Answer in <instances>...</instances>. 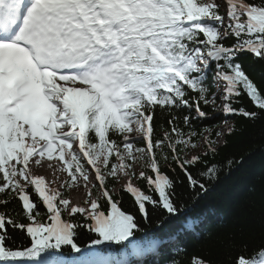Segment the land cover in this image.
I'll return each instance as SVG.
<instances>
[{
    "label": "snow or ice",
    "instance_id": "1",
    "mask_svg": "<svg viewBox=\"0 0 264 264\" xmlns=\"http://www.w3.org/2000/svg\"><path fill=\"white\" fill-rule=\"evenodd\" d=\"M244 53L264 60V0H0V207L18 201L29 221L0 211V264H109L96 257L143 255L136 234L149 207L163 216L150 251L162 254L195 231L189 217L164 232L181 215L170 173L200 193L218 178L217 165L203 159L218 141L204 139L206 151L197 152L193 121L210 119L205 107L219 102L225 117L264 114V84L245 72ZM244 97L254 110L236 106ZM158 107L187 112L189 130L174 115L157 136ZM45 164L51 184L34 171ZM117 184L136 214L121 210ZM81 186L82 205L64 197L62 190ZM41 206L47 221L38 219ZM81 227L96 237L83 248ZM9 228L28 244L11 245ZM246 252L234 264H264V245ZM111 264L131 261L121 255Z\"/></svg>",
    "mask_w": 264,
    "mask_h": 264
},
{
    "label": "trees",
    "instance_id": "2",
    "mask_svg": "<svg viewBox=\"0 0 264 264\" xmlns=\"http://www.w3.org/2000/svg\"><path fill=\"white\" fill-rule=\"evenodd\" d=\"M259 3L260 0H254ZM227 45L235 43L231 38L225 41ZM245 72L258 84H264V65L261 59L250 53L239 56ZM236 106H243L254 110L247 97L237 102ZM210 119L193 121V127L199 134L195 139L198 144L207 134V139L216 141V135L223 128L222 141L216 146V154H209L203 159L216 164L219 170L218 178L207 183V191L200 193L199 189L191 190L183 174L173 175L178 181L176 188L177 204L181 208V215L171 219L166 224L164 232H177L186 218H194L197 221L195 231L182 234L174 246L169 247L160 254L150 251L151 237L160 233L157 223L163 219L159 211H153L149 207V220H141V232L137 237H143L142 247L146 249L143 255H123L131 264H192L194 257L203 259L206 264H234L236 257L244 252L251 256L259 246L264 245V114L256 119H246L235 115L225 117L222 114L219 102L217 107H205ZM187 112L177 110H155L154 127L158 136L163 128H169L168 120L174 115L181 117L180 126L185 132L189 129L182 123L183 115ZM194 115V113H193ZM227 120V123H225ZM229 127L232 128L229 133ZM137 146H143L140 142ZM203 151L206 148L203 146ZM231 161V164H229ZM203 170V165L200 166ZM193 175L198 176V171L193 169ZM179 173V169L176 170ZM135 184L144 187L142 180H136ZM197 193H200L197 195ZM66 197V193H64ZM33 199H36L33 195ZM115 199L119 202L121 210L136 214L137 209L132 197L119 191L116 187ZM103 210L108 206L102 202ZM0 211H6L12 215L18 223H29L18 201H12L8 207H0ZM41 221H47L44 208L41 206ZM67 219V216H64ZM75 222L83 223V218L76 216ZM9 243L16 246H26L28 238L19 229H8ZM95 234L87 232L83 227L78 229L77 243L82 248L95 239ZM118 248V246H113ZM65 252L70 249L65 248ZM116 252L102 253L96 259L107 261L109 264L114 259H120Z\"/></svg>",
    "mask_w": 264,
    "mask_h": 264
},
{
    "label": "bare ground",
    "instance_id": "3",
    "mask_svg": "<svg viewBox=\"0 0 264 264\" xmlns=\"http://www.w3.org/2000/svg\"><path fill=\"white\" fill-rule=\"evenodd\" d=\"M49 170H50V168H48L47 164H45V166L42 169H34L35 173L38 175H43L45 177V175L48 174V177L46 176L45 179H46V181L49 182V184H51V181L53 180L54 175L51 174V172H49ZM68 199H70L73 204H76L77 202L81 201V195L79 194L78 188H72L71 189V193L68 196Z\"/></svg>",
    "mask_w": 264,
    "mask_h": 264
},
{
    "label": "rangeland",
    "instance_id": "4",
    "mask_svg": "<svg viewBox=\"0 0 264 264\" xmlns=\"http://www.w3.org/2000/svg\"><path fill=\"white\" fill-rule=\"evenodd\" d=\"M223 128L226 129L227 126H225V127H223ZM223 128H222L221 130H223ZM221 130H219V132H220ZM220 133L223 134V131H221ZM204 139H206V136H205L202 140H200V145H201V146H200V148L197 149V152H202V151L204 150V149H203V143H202V141H203ZM216 141H218V143H216V144L219 145V144L221 143V141H222V140H221V137H218V139H217ZM49 172H51V174L54 175L53 169L50 168ZM47 173H48V172H47ZM63 175H66V173L63 174ZM46 176L48 177V174L45 175V177H46ZM135 181H136V180L134 179V180H133V183H134V184H135ZM116 187L118 188L119 185L117 184ZM71 189H72V188H68V189H66V190H62V191H63V194L66 193V197H65V198H68V196H69L70 193H71ZM78 190H79V194L81 195V201L77 202L76 204H77V205H82V204H83V201L86 199V195H85V193H84V189L82 188V186L79 187ZM114 191H116V189H115Z\"/></svg>",
    "mask_w": 264,
    "mask_h": 264
},
{
    "label": "water",
    "instance_id": "5",
    "mask_svg": "<svg viewBox=\"0 0 264 264\" xmlns=\"http://www.w3.org/2000/svg\"><path fill=\"white\" fill-rule=\"evenodd\" d=\"M261 61H262L263 65H264V60H261Z\"/></svg>",
    "mask_w": 264,
    "mask_h": 264
}]
</instances>
